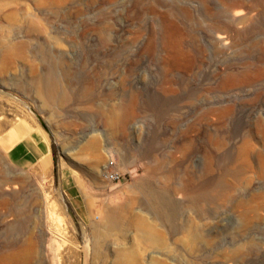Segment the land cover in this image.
<instances>
[{
	"label": "rangeland",
	"instance_id": "obj_1",
	"mask_svg": "<svg viewBox=\"0 0 264 264\" xmlns=\"http://www.w3.org/2000/svg\"><path fill=\"white\" fill-rule=\"evenodd\" d=\"M9 10L0 46L43 30L0 58V264H264V0Z\"/></svg>",
	"mask_w": 264,
	"mask_h": 264
},
{
	"label": "bare ground",
	"instance_id": "obj_2",
	"mask_svg": "<svg viewBox=\"0 0 264 264\" xmlns=\"http://www.w3.org/2000/svg\"><path fill=\"white\" fill-rule=\"evenodd\" d=\"M44 1L45 0H37V6H41ZM1 5L4 9L10 6L8 3H1ZM22 15L23 19L20 21L22 31H20V34L11 36L9 41L4 42L0 46L2 64H7L13 62L15 59L23 58L26 50V41L30 40L31 36L35 35V33H41L43 30V19L40 14H36L34 18H30L25 11ZM13 18H15V12L9 10L4 16L5 23L0 22V37L2 36L1 32L7 28V25L13 21ZM215 40L220 45L228 44L227 38L221 34H217ZM36 42L37 47H42L43 43L40 41L39 37H36ZM201 122V119L196 118L191 119L186 125V133L191 146H195V136L200 131ZM113 224L114 221L111 219V225ZM1 262H4V259H2Z\"/></svg>",
	"mask_w": 264,
	"mask_h": 264
},
{
	"label": "built area",
	"instance_id": "obj_3",
	"mask_svg": "<svg viewBox=\"0 0 264 264\" xmlns=\"http://www.w3.org/2000/svg\"><path fill=\"white\" fill-rule=\"evenodd\" d=\"M102 177L105 181L118 183L123 178V175L116 169L114 159L109 156L107 162L102 169Z\"/></svg>",
	"mask_w": 264,
	"mask_h": 264
},
{
	"label": "crops",
	"instance_id": "obj_4",
	"mask_svg": "<svg viewBox=\"0 0 264 264\" xmlns=\"http://www.w3.org/2000/svg\"><path fill=\"white\" fill-rule=\"evenodd\" d=\"M25 150V147H16L15 149H13L12 154L13 156L17 157V156H20ZM45 152L47 153L48 152V149H47V146H45Z\"/></svg>",
	"mask_w": 264,
	"mask_h": 264
}]
</instances>
